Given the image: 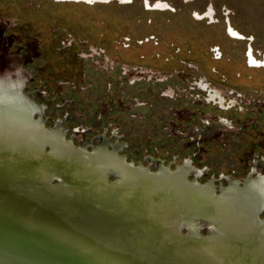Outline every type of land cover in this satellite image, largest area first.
<instances>
[{"label":"rangeland","instance_id":"1","mask_svg":"<svg viewBox=\"0 0 264 264\" xmlns=\"http://www.w3.org/2000/svg\"><path fill=\"white\" fill-rule=\"evenodd\" d=\"M249 51L264 58V0H0V57L219 195L264 182V68Z\"/></svg>","mask_w":264,"mask_h":264},{"label":"water","instance_id":"2","mask_svg":"<svg viewBox=\"0 0 264 264\" xmlns=\"http://www.w3.org/2000/svg\"><path fill=\"white\" fill-rule=\"evenodd\" d=\"M0 264H264V224L0 57Z\"/></svg>","mask_w":264,"mask_h":264},{"label":"bare ground","instance_id":"3","mask_svg":"<svg viewBox=\"0 0 264 264\" xmlns=\"http://www.w3.org/2000/svg\"><path fill=\"white\" fill-rule=\"evenodd\" d=\"M264 183V182H263ZM210 189H213L212 185L210 183L204 184ZM252 190H255L254 188H251L250 186H246L244 189H237L235 185L230 186V188L226 189L225 191L222 190V193L220 194L223 198L264 224V220H260L259 213L261 211V207L264 206L263 202V196L261 195L259 199L257 197H254L252 195Z\"/></svg>","mask_w":264,"mask_h":264},{"label":"flooded vegetation","instance_id":"4","mask_svg":"<svg viewBox=\"0 0 264 264\" xmlns=\"http://www.w3.org/2000/svg\"><path fill=\"white\" fill-rule=\"evenodd\" d=\"M75 1H85L86 3H89V4H92V3H95V2H108L109 0H75ZM118 1H121V2H127L129 0H118ZM146 6L147 7H150V5L148 4V2L146 1ZM167 7V4L166 3H163V2H156L154 5H153V8L154 9H166ZM212 14V9L209 8L208 11L206 12L205 14V17H208V16H211ZM230 34H232L233 36H238L235 32H233L232 30H229ZM240 38V37H239ZM247 58H248V62H249V65L251 67H255V68H260V67H264V58L261 59L260 61H258L257 59H255L252 54H251V51L248 52V55H247ZM220 102H221V98H220ZM255 190H252V195L254 197H257V199H259V197L261 196V191L264 190V183L263 185L262 184H259L257 185L255 188ZM264 205V204H263ZM264 207V206H262ZM261 207V209H262Z\"/></svg>","mask_w":264,"mask_h":264},{"label":"trees","instance_id":"5","mask_svg":"<svg viewBox=\"0 0 264 264\" xmlns=\"http://www.w3.org/2000/svg\"><path fill=\"white\" fill-rule=\"evenodd\" d=\"M76 57V56H75ZM73 56V58H70V60L68 62H74L75 60L77 61V59Z\"/></svg>","mask_w":264,"mask_h":264},{"label":"clouds","instance_id":"6","mask_svg":"<svg viewBox=\"0 0 264 264\" xmlns=\"http://www.w3.org/2000/svg\"><path fill=\"white\" fill-rule=\"evenodd\" d=\"M261 195H264V190L261 191Z\"/></svg>","mask_w":264,"mask_h":264},{"label":"crops","instance_id":"7","mask_svg":"<svg viewBox=\"0 0 264 264\" xmlns=\"http://www.w3.org/2000/svg\"><path fill=\"white\" fill-rule=\"evenodd\" d=\"M251 68H254V67H251ZM261 68V67H260Z\"/></svg>","mask_w":264,"mask_h":264}]
</instances>
